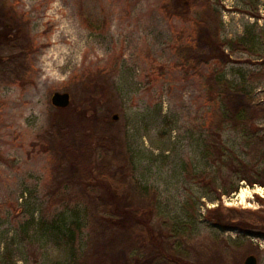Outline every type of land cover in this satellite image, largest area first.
I'll list each match as a JSON object with an SVG mask.
<instances>
[{
    "label": "rangeland",
    "instance_id": "374dc122",
    "mask_svg": "<svg viewBox=\"0 0 264 264\" xmlns=\"http://www.w3.org/2000/svg\"><path fill=\"white\" fill-rule=\"evenodd\" d=\"M208 1L232 48L207 45L199 11L175 0H5L0 29L25 24L34 52L25 82L0 88V264L70 262L58 224L84 205L77 195L87 185L63 187L59 174L86 159L77 140L71 163L57 160L52 124L80 125L88 145L104 139L107 162L131 160L126 175L156 193L155 232L190 264H242L251 254L264 264V237L252 236L264 235V0ZM62 31L67 41L53 42ZM55 92L70 105L54 107ZM240 110L239 123L220 116ZM97 118L104 132L93 129ZM227 210L247 231L216 225Z\"/></svg>",
    "mask_w": 264,
    "mask_h": 264
},
{
    "label": "trees",
    "instance_id": "16d2710c",
    "mask_svg": "<svg viewBox=\"0 0 264 264\" xmlns=\"http://www.w3.org/2000/svg\"><path fill=\"white\" fill-rule=\"evenodd\" d=\"M175 2L181 9L185 8V13H190L195 8L199 11L196 23L207 45L213 43L216 47L232 48L231 42L224 43L220 40L218 15L208 0ZM0 9L5 17V0H0ZM33 46L26 33L25 24L0 29V88L25 82L30 73L31 66L27 60L34 52ZM211 81L221 95L230 91V84L224 78L215 77ZM238 90L243 91L241 88ZM245 97L247 98L246 94ZM242 112L240 110L232 115L228 112L229 115H226L223 111L220 116L225 121L227 118L229 122L239 123L244 120ZM101 119L94 121L93 129L98 128L104 132L109 124ZM51 129L55 131L54 141L62 144L61 150L54 152L57 160L64 164L71 163L74 154L71 143H76L77 140L78 149H81L82 157L86 159L84 163L81 160L73 163L75 167L69 168L72 169L70 177L64 178V173L59 174L63 187L67 181L72 184L77 182L78 186L87 185V191L77 195L84 205L77 204L69 209L68 217L62 214L60 222L63 223L58 224L57 230L66 242L69 264H116L115 256L120 251L124 256L128 254L126 264H190L187 252L176 248L169 238L155 232L151 217L155 216L156 193L141 187L132 175H126L125 170L131 168L130 159L125 157L122 162L103 160L104 157H109L111 148L106 146L107 143L102 138L97 139L94 144H86L84 140L87 141L90 136L81 135L84 130L80 125L75 128L66 124L61 129L52 124ZM99 192L102 193L101 196L95 194ZM227 211V214L219 213L216 225L222 231H247L248 226L244 220L234 215L236 211ZM262 229L264 231V227Z\"/></svg>",
    "mask_w": 264,
    "mask_h": 264
},
{
    "label": "water",
    "instance_id": "95a60500",
    "mask_svg": "<svg viewBox=\"0 0 264 264\" xmlns=\"http://www.w3.org/2000/svg\"><path fill=\"white\" fill-rule=\"evenodd\" d=\"M51 104L56 108H66L70 105V95L66 92H55L51 97ZM113 119L116 120L117 116H114ZM244 264H257L256 257L253 255L248 256Z\"/></svg>",
    "mask_w": 264,
    "mask_h": 264
},
{
    "label": "bare ground",
    "instance_id": "6f19581e",
    "mask_svg": "<svg viewBox=\"0 0 264 264\" xmlns=\"http://www.w3.org/2000/svg\"><path fill=\"white\" fill-rule=\"evenodd\" d=\"M67 38H68V35H66L63 31L58 33L56 36H54L52 38V41L55 42V43H65L67 41ZM62 47H66V46H54V50H61ZM69 63H73L72 60H68ZM69 63H66L64 65H67ZM247 193L248 191L247 190H242L238 193V198L240 199L241 202H243L246 197H247Z\"/></svg>",
    "mask_w": 264,
    "mask_h": 264
},
{
    "label": "flooded vegetation",
    "instance_id": "af4514ba",
    "mask_svg": "<svg viewBox=\"0 0 264 264\" xmlns=\"http://www.w3.org/2000/svg\"><path fill=\"white\" fill-rule=\"evenodd\" d=\"M252 236H256L257 238L264 237V235L262 236V234H261V235H260V234H259V235H252ZM251 255H252V254H251ZM251 255H248V256H251ZM248 256H247V257H248ZM253 256H254V255H253ZM247 257H246V258H247ZM246 258H245V259H246ZM244 261H245V260H244ZM244 261H243L242 264H244ZM256 262H257V258H256Z\"/></svg>",
    "mask_w": 264,
    "mask_h": 264
}]
</instances>
